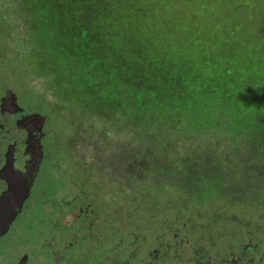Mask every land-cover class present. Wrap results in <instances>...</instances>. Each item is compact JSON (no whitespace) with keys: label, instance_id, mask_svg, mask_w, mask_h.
<instances>
[{"label":"trees","instance_id":"1","mask_svg":"<svg viewBox=\"0 0 264 264\" xmlns=\"http://www.w3.org/2000/svg\"><path fill=\"white\" fill-rule=\"evenodd\" d=\"M15 1L19 12L0 0V29L21 20L27 31L0 36L6 77L47 80L99 134L116 118L146 138L135 151L93 148L99 157L84 163L117 213H144L145 237L165 213L196 208L229 223L262 214L264 226V0Z\"/></svg>","mask_w":264,"mask_h":264},{"label":"flooded vegetation","instance_id":"2","mask_svg":"<svg viewBox=\"0 0 264 264\" xmlns=\"http://www.w3.org/2000/svg\"><path fill=\"white\" fill-rule=\"evenodd\" d=\"M0 87V264H264L262 214L231 213L235 221L229 223L224 212L195 213L193 219L184 212L165 213L164 228L143 236L135 226H144L137 223L144 213L136 220L117 213L110 195L96 196L77 167L63 163L51 147L49 117L21 107L3 82ZM101 217L104 229L87 224ZM20 221L31 228L16 229ZM188 221L196 222V231L187 229ZM210 222L234 225V236L200 228ZM181 229L196 244L187 261ZM232 249L240 253L230 256Z\"/></svg>","mask_w":264,"mask_h":264},{"label":"rangeland","instance_id":"3","mask_svg":"<svg viewBox=\"0 0 264 264\" xmlns=\"http://www.w3.org/2000/svg\"><path fill=\"white\" fill-rule=\"evenodd\" d=\"M8 5L10 8H13L16 12L17 11L19 12L18 5L15 0H8ZM4 25L6 26L0 29V31H2L0 32L1 37L3 36L4 31H6L7 34L9 31V35L13 36L16 41L24 38V35L27 30L24 29L25 25L20 20L18 21L7 20V24ZM4 39L7 41L8 45L10 46L9 50L15 51L18 48V46H20L17 42L9 41L7 36H5ZM21 65L27 67L26 71L31 73L30 66H27V64H25L24 62H21ZM2 72L3 70H0V74ZM5 73L7 72L5 71ZM23 80L24 81L21 82L20 78L8 76L3 81H1L0 86H2V82H3L8 87V89H10L11 93L13 92L15 96L18 97V103L21 107L26 108L30 106L31 108L39 110L38 112L42 113L43 115L46 114L48 116V113L46 112L47 107L48 108L54 106L60 107L58 113L54 111L53 116H48L49 121L47 120V128L48 127L53 128L50 130V135L53 139L51 147H56L58 156L63 161V163H66L72 167H77V169L75 170L81 182L95 187L96 196L101 197V195L104 194L108 196L109 194H106V191L107 189L109 190V188L107 186L104 188L101 184L97 185L99 178L97 179L92 178V176L89 174V167H86L84 164L86 162L88 165H91L93 162L95 163L94 159L99 157V152L93 148L103 149L106 151L107 154H109L112 151L118 152L122 149V147H126L128 151L129 150L135 151V149L137 148L140 147L143 148L146 146L145 144L146 138L143 137L142 135H139L141 133L137 134V132L134 130L133 127L130 126L129 123H126L123 120H117L116 118L114 119V121L110 123H106L105 127L107 129V133L99 134L98 132H96V129L94 131L92 128L89 127V123L91 122V118L89 116L86 117L85 115L77 113L73 107L58 102L55 98L52 97L51 92L45 88L47 80L35 78L31 76V74H28ZM1 91L2 88L0 87V93ZM35 97L36 99H34ZM55 113L60 114L61 116L60 117L54 116ZM63 124L64 125L66 124L65 129L66 132H68L67 134L66 133L64 134L61 131L60 132L57 131L58 130L57 126H62ZM79 128H81L82 131L83 129L84 131H86V129H89L94 135L93 141H90V136H87L85 133H82L80 136L73 138L71 131L76 132L75 129H79ZM103 135L105 136L107 135V137H104ZM94 140L97 141V144L96 141ZM178 144H186V143L178 142ZM98 145H101L102 147H99ZM196 145L194 147H196ZM209 148H213V147H209ZM196 213H197V208H196ZM36 216H39V214L37 213ZM191 219H193V217ZM104 220H106L105 217H101L98 220L91 218L87 220V224L92 225V223L94 222L98 224L99 228L104 229L106 227L103 224ZM205 224L207 225V227L206 225H204V226H200V228L207 229L208 233L210 227V229L213 232H217V233L233 232L232 235L234 236L235 233L234 225L229 226V224L226 223L225 226H221L213 222L205 223ZM15 228L29 229L31 227L29 224L25 223L24 221H20L18 222ZM187 229L196 231V222L188 221ZM111 233L112 232H108V235H110ZM179 236L183 238L184 244L186 245V247L184 248V252H185L184 261H187L193 258L192 255L194 254L193 253L194 249L196 251V244L193 243V241L191 240V234L186 233L184 229L180 230ZM239 253L240 251L235 252L232 249V251L229 254H231L230 256L235 255L236 257Z\"/></svg>","mask_w":264,"mask_h":264}]
</instances>
